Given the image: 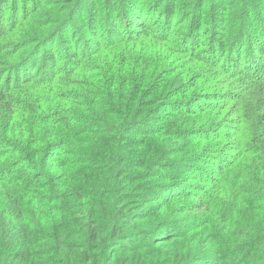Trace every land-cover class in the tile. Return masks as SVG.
Wrapping results in <instances>:
<instances>
[{"label": "trees", "instance_id": "1", "mask_svg": "<svg viewBox=\"0 0 264 264\" xmlns=\"http://www.w3.org/2000/svg\"><path fill=\"white\" fill-rule=\"evenodd\" d=\"M8 1L0 264H153L141 250L193 230H170L159 213L194 196L192 219L212 237L184 239L163 264H264V0ZM164 107L184 123L156 127ZM105 152L101 166L80 167ZM160 166L190 169L207 188L157 182ZM225 186L236 206L222 219L213 194ZM138 201L157 212L123 207ZM129 216H153L163 235L147 246L155 229H132Z\"/></svg>", "mask_w": 264, "mask_h": 264}, {"label": "rangeland", "instance_id": "2", "mask_svg": "<svg viewBox=\"0 0 264 264\" xmlns=\"http://www.w3.org/2000/svg\"><path fill=\"white\" fill-rule=\"evenodd\" d=\"M10 2V0L8 1V3ZM19 2L21 3L22 0H19ZM192 47V46H191ZM228 67L231 68V70H235V68L237 67L236 63L231 62L229 64L228 62ZM235 67V68H232ZM164 110L162 111L163 117L157 119L156 122V127H160L161 124L163 123L162 121H164L165 123V127H170L171 124L175 123V126L177 127L180 123H184L183 120H181V118H177L172 114L174 113L172 111L171 108L167 107V108H163ZM197 109V107L195 105H188L186 107V109L184 108H180V110H195ZM169 111L171 113H169ZM167 113V114H166ZM166 114V115H165ZM176 121V122H175ZM155 128V127H153ZM221 130V129H220ZM138 131H144L143 128H138ZM128 136V135H127ZM110 137V135H106L105 139L108 140ZM130 138H133L134 140H140V141H145V140H149V139H153L156 138L158 136H156V134L154 132H150L147 133L146 135L143 134H139V136L133 135V136H129ZM166 141V145H168L170 143L171 140L169 139H165ZM186 142L189 141V139L187 138L185 140ZM110 143V142H109ZM126 146V145H124ZM146 147V151H151L152 147L145 145ZM120 151H128L126 149V147H120ZM134 151V150H133ZM100 155V156H99ZM104 155H107V152L102 153V154H98L95 153L93 157H91V162H87L84 164H80L82 166L80 167H89V166H93V167H99L103 164V157ZM205 170H207L206 167H204ZM78 171H81V169L79 168ZM154 171V179H156L157 177V182H164L166 183V181H171V180H176L179 179L186 181L187 185H191L189 187H187V189H191L192 191H201L200 189H206L207 187L204 186V183L201 182V178H199V175H197L196 178H191V173L192 171L190 169H183V168H174V170H172L171 168H164L163 166H160L159 168H155L153 169ZM185 171V174H184ZM189 173V174H188ZM164 174L163 176H158ZM188 175V176H187ZM194 175V174H193ZM225 191L226 192H222L224 191V187H221L220 189L216 190V193L213 194L214 196H217L218 198H216L218 201L216 203V206L220 208L219 211V217L222 219H226L227 217H229L230 212H232L236 206V191L232 190L229 188V186H225ZM222 192V193H221ZM172 193V192H170ZM188 193H192V192H188ZM197 199L200 198L199 196H194L190 197L189 199L185 198V197H180V198H176L172 201V203L167 206V207H163V209L161 210V212L159 213L160 216V223H166V225H168L170 227V230L173 229V231H180L179 233L182 235V233H185L187 231V229H190V227H193V230H191L189 233L185 234L183 238H181L180 240L175 239L173 240V242H161L155 246H148L150 245V243L154 240H158L163 234L162 230L158 231L155 229V225L152 221V217L153 216H148V217H140V218H134L132 216L129 217H124L121 218V222L123 224L127 223V226L132 228V229H136V230H141V231H145V230H149L151 231V229H155V234H153L151 241H149V239H144V241H146V245L148 246L146 249L141 250L140 254L142 255V259H150L153 261V264H163V262L165 261V259L168 256V253L171 252H177L176 251V246L177 244H180L181 247L183 245H185V242L183 241L184 239H188V237H192L195 241L200 240L202 241H208L212 236L210 235V232H208V230H204L203 226L201 225V221L200 220H194L192 219V217L194 215H196L198 212H196V210H190V207L192 205V199ZM203 203H208V204H213V200L210 199H206V198H202V200H200ZM159 204L158 202L155 203L154 201H149V202H145V201H138V202H130V203H124L123 207L125 206V209L128 206H132L134 209L139 208V207H143L147 210V215H150L151 213H156L157 212V207ZM134 215V214H132ZM200 214H197L196 217H199ZM224 228L223 224H219L217 229ZM152 232H154V230H152ZM223 233V231H221ZM219 231H216L213 233V235H218ZM167 235V234H165ZM178 252H182L185 253V249L179 250ZM227 264H236L234 262H228Z\"/></svg>", "mask_w": 264, "mask_h": 264}]
</instances>
